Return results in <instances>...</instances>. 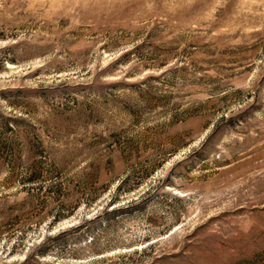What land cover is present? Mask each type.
I'll return each instance as SVG.
<instances>
[{
	"label": "rangeland",
	"instance_id": "obj_1",
	"mask_svg": "<svg viewBox=\"0 0 264 264\" xmlns=\"http://www.w3.org/2000/svg\"><path fill=\"white\" fill-rule=\"evenodd\" d=\"M0 264H264V0H0Z\"/></svg>",
	"mask_w": 264,
	"mask_h": 264
},
{
	"label": "trees",
	"instance_id": "obj_2",
	"mask_svg": "<svg viewBox=\"0 0 264 264\" xmlns=\"http://www.w3.org/2000/svg\"><path fill=\"white\" fill-rule=\"evenodd\" d=\"M77 228V227H76Z\"/></svg>",
	"mask_w": 264,
	"mask_h": 264
}]
</instances>
